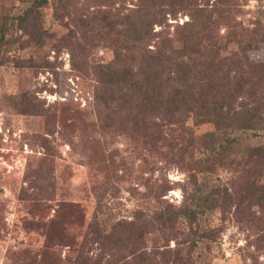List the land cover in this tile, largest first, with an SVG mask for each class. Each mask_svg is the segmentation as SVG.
I'll use <instances>...</instances> for the list:
<instances>
[{"label":"trees","instance_id":"trees-1","mask_svg":"<svg viewBox=\"0 0 264 264\" xmlns=\"http://www.w3.org/2000/svg\"><path fill=\"white\" fill-rule=\"evenodd\" d=\"M20 1L22 11L14 10L12 1L11 10L4 14L2 61L20 49L17 40L25 46L24 38L40 49L53 40L58 50L68 47L75 71L84 77L92 75L96 83L95 115L101 133L115 128L112 134L124 139L142 133L145 146L154 148L156 142L165 143L164 126L172 121L191 119L193 124L213 126L197 137L183 134L181 143L170 147L173 155L190 149L200 154L199 167L190 165L193 172L181 183L180 204L155 209L144 204L129 213L131 219L103 217V206L95 207L84 233L89 236L85 241L99 244L101 264H206L201 257L215 237L206 239L204 234L214 230L208 226L216 210L225 215L236 207L240 221L253 220L254 208L262 201L264 217V61L241 55L264 43L263 8L256 26L239 21L218 36L212 30L214 21L234 0H138L133 7H126L127 0H120L119 6V0ZM50 2L56 14L62 13L60 17L71 16L68 39L40 24L35 9ZM181 12L189 14V19L172 29L168 17ZM157 26L161 28L156 30ZM199 30L203 31L199 34ZM36 32L40 34L37 41L32 38ZM178 41L182 48L176 46ZM102 47L110 48L113 58L89 60ZM20 58L11 56L8 70L13 74L10 86L16 89L22 88L16 79L22 70ZM41 61L29 59L26 67L34 68L32 78L41 67L55 70L58 66L55 61ZM22 96L25 104L18 103L19 110L45 115L52 120L48 130L55 134L57 109L47 106L46 99L34 91L24 90ZM42 141L48 156L54 149L52 141L48 137ZM225 169L231 171L230 186L220 185L209 175ZM172 240L177 242L174 248ZM164 246H169L167 251L161 249Z\"/></svg>","mask_w":264,"mask_h":264},{"label":"rangeland","instance_id":"rangeland-1","mask_svg":"<svg viewBox=\"0 0 264 264\" xmlns=\"http://www.w3.org/2000/svg\"><path fill=\"white\" fill-rule=\"evenodd\" d=\"M12 1L16 2L14 10L24 9L20 0H0V36L4 14L11 10ZM137 1L127 0L126 7H133ZM234 1L214 21L212 30L218 36L225 35L236 22L254 27L259 21L264 0ZM116 4L119 6L121 1ZM35 12L40 14L42 27L61 38L71 36L72 27L68 25L71 16L56 14L53 2L37 7ZM168 18L174 29L177 23L187 21L189 14L181 12ZM230 19H234L231 26ZM160 28L157 26L156 30ZM39 36L36 32L32 38L37 41ZM15 44L20 49L8 55L6 62L0 57V264H101L99 244L85 241L89 236L84 233L95 207L103 206V217L131 219L129 213L144 204L152 209L166 207L168 203L180 204L184 198L181 183L193 172L190 165L199 167L200 154L190 149L183 155H173L170 147L174 142L180 144L183 134L197 137L213 126L193 124L191 119L172 121L164 126L165 143L155 141L154 148L145 146L146 137L142 133L126 139L112 134L115 128L101 133L95 115L96 83L92 75L84 77L75 71L69 48L63 46L58 50L55 40L41 49L25 38L24 47L18 40ZM176 46L182 48L183 44L178 41ZM0 51H3L1 42ZM241 55L243 59L264 61V43ZM11 56L21 57L22 74L16 78L22 86L19 89L10 86ZM31 57L38 62L55 61L58 66L55 70L41 67L32 78L34 68L26 67ZM112 58L110 48L102 47L94 50L89 60L108 62ZM24 90L36 92L46 99L47 106L57 109L55 134L48 130L51 119L19 110L18 103L25 104ZM43 137L51 139L54 148L48 156ZM113 154V158L109 157ZM209 175L220 185L230 186L228 169ZM254 210L256 217L243 221L236 207L225 215L216 210L208 226L214 230L204 234L206 239L215 237V242L204 249L201 261L264 264L262 201ZM175 246L177 242L172 240L170 247ZM166 248L169 246L161 249Z\"/></svg>","mask_w":264,"mask_h":264}]
</instances>
